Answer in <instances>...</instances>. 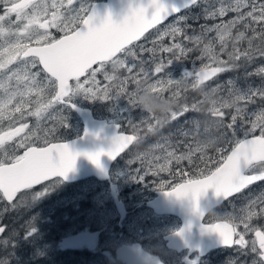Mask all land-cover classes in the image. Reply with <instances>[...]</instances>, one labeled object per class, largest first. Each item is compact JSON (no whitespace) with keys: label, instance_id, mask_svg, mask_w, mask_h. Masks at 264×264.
Here are the masks:
<instances>
[{"label":"rangeland","instance_id":"374dc122","mask_svg":"<svg viewBox=\"0 0 264 264\" xmlns=\"http://www.w3.org/2000/svg\"><path fill=\"white\" fill-rule=\"evenodd\" d=\"M36 2L39 3L42 0H36ZM48 2L50 3L51 0ZM91 2L93 0H85V3L91 4ZM236 2L237 0H201L195 7L171 17L135 42L145 49L153 47L157 49L155 59L165 61V72L160 74L159 78L179 81L178 85L168 86L176 89L178 95H174L167 87L163 91L156 89L149 80H144L140 85L144 91L134 97L135 106L128 103L127 96L115 97L113 95V98L108 101H93L82 95L74 97L73 100L78 103L89 101L95 104L99 109L96 113L98 116L119 123L123 121L124 126L132 132L133 128L129 124V120L137 125H140L141 119L148 120L152 124H156L157 119L161 122L156 130H150L148 123L140 125L139 136L140 133H143L140 141L113 166L109 182L116 184L121 194L120 198L130 208L129 216L122 221L119 220L120 215L112 200L108 181V183L100 182L94 177H90L81 181L82 183L74 182L70 187L74 193L69 192L68 194L60 191L62 179L49 185V190L43 195L39 193L43 191L44 186L40 185V188L37 186L38 188L25 191L13 204L3 205L4 210L14 213L16 209L23 206L33 209L31 216L24 214L29 215L30 219L26 220L24 217L22 225L26 221L27 223L38 222L40 227L31 224L23 241L20 239L17 242H12L10 250L0 256V264H64L63 258L56 256L57 253L64 250H68V254L79 251L74 254L71 264H125L116 257L115 249L120 244L131 243L135 239L141 240L144 247L152 252L161 250L163 256L170 258L172 255L179 261L180 258H185V255H181L179 258L176 253L167 249L162 243L163 235L179 225L177 219L169 214L156 213L147 204V201L156 196V191L159 190L162 180L168 182L173 180L172 172L175 173V179L179 181L181 171L184 172L185 168L178 167L185 162L192 164L189 163L188 158H191L193 162L197 159V163L207 164L209 156L213 157L223 146H227L221 137L225 133L224 124L230 122L232 115L241 114L246 107L248 117L255 119L252 113L264 108V100H260L259 97L255 98L254 103L249 102L247 105L240 100L233 102L236 93L230 94L229 89L231 87L241 93H246L251 89L264 87V74L259 72L261 68H264V56L259 54L264 53V47L258 48L251 42H248V47H244L242 41L245 36L243 39H238V36L240 32H244L246 35L245 24L239 21L228 25L232 29V34L223 41L219 40L216 31H207L209 28H214L215 25H222L235 19L237 13L232 11L222 16L213 14L218 13L222 5H235ZM26 3L28 0H20V5ZM240 3L241 11L247 12L249 9L244 7L245 4L262 2L240 0ZM16 6L18 5H14V7ZM40 7L42 10L43 5ZM0 13H2V8H0ZM12 20L14 24L20 23L15 21L14 16ZM28 23L21 21L17 28L14 24L6 25L14 33L13 35H9L7 31H0V49H3L0 52V57H6L12 53L16 54L21 62L32 60L36 56L24 57L22 55L24 49L32 42L40 44L49 42L47 34L42 31V26H39L38 22H31L30 27H28ZM58 23H63V21H58ZM170 26L181 29L175 39L170 35H163ZM157 29L160 30L162 39L157 35ZM51 31L55 32V29ZM217 31H221V29H217ZM223 31H227V29H223ZM197 36L200 37L198 42L194 43L189 39V37ZM173 43H181L194 50L182 57L179 56V53L174 57L171 53L159 50L161 45L170 46ZM135 51L139 59L146 61L153 59L151 53L141 52L139 47ZM245 52H248L253 58L251 60L245 58L243 55ZM202 55L205 57L203 60L201 59ZM139 59L134 61L138 65L135 71L139 70ZM169 59L171 62L167 64ZM129 60L132 62L131 58ZM206 64L227 70L218 73L207 82L192 87L198 72ZM154 66L152 63L144 65L145 68H154ZM9 67L14 71L18 70L21 77L26 71L30 74L39 73L36 83L23 80L18 82L15 78L9 82L4 74L0 73V84L8 85L10 91H15L19 83L20 88L25 91L24 97L17 98L18 102L22 101V107L25 105L28 111H34L38 106L47 105L52 100L54 93L47 80L44 79L45 73L40 72L39 66L32 68L30 64L27 67L23 64L18 66L14 64ZM107 72L109 75L113 74L111 66L107 67ZM185 72L190 75L184 76ZM192 73H195L194 77L191 75ZM115 75L122 79L128 74L125 70L120 69L115 72ZM152 77H156L154 72ZM97 79L101 82V87L108 83L103 74H98ZM114 83H118V81ZM25 84L33 89L30 94ZM128 88L132 91L135 85L129 84ZM212 89H217V91L213 92ZM144 96L164 102L167 105L166 109L157 112L145 110L140 103V98ZM3 98L4 91L0 89V100ZM185 108L187 111H184ZM174 114H177L175 118H173ZM222 114H227L225 120L221 118ZM3 115H7L6 110ZM63 116L66 118L67 124L78 131L77 134L81 133V120L77 115L72 118L69 108L62 103L53 102L39 123L34 116H29L27 111L22 119L28 123L29 129L36 136L43 138L47 133L49 140L51 132L54 133L56 129L52 125ZM152 116L155 119H150ZM20 119V114L16 113L15 120L10 121L6 118L0 122V126L5 131L10 130L9 124H15L18 127ZM226 131L230 134L232 130L227 129ZM0 134L3 133L0 132ZM244 137L245 131L238 122L236 138ZM17 140L18 138H14L12 141H6L5 145L0 146V150L6 148L11 152ZM215 143L216 145H214ZM169 152L174 156L169 157ZM175 156L185 158L177 163ZM129 160L134 163L129 164ZM162 167H165L164 171H160ZM137 168L144 170L140 175H143L144 172L148 173L143 182L134 179V175H137L135 171ZM45 186H47V182H45ZM165 189H169L167 185ZM53 191L56 196L50 195ZM3 201L4 199H0V204ZM228 201L231 207L229 208L228 204L220 207L221 215L236 216L242 219L250 209L258 211L262 206L261 202L264 201V181L253 184ZM81 203H85V209L81 208ZM72 208H75V214H70L67 217L69 209ZM18 218L20 220V217ZM18 223L20 224V221ZM15 226L11 232L17 234ZM74 250L76 252H73Z\"/></svg>","mask_w":264,"mask_h":264},{"label":"snow or ice","instance_id":"6c2138e0","mask_svg":"<svg viewBox=\"0 0 264 264\" xmlns=\"http://www.w3.org/2000/svg\"><path fill=\"white\" fill-rule=\"evenodd\" d=\"M197 3L198 0H188V5L195 6ZM14 5L18 6L14 7ZM41 5H43L42 10ZM241 6L240 0H237L235 5H222L219 12L213 15L222 16L232 11L236 12L237 16L235 19L222 25H215L214 28H209L207 31H216L219 40L223 41L232 34V29L228 25L234 21H239L244 23L245 28L249 31L264 35V2L245 4L244 7L249 9L247 12L241 11ZM0 8H2V13H0V31H7L9 35L14 34L6 26L14 24L12 20L14 16L16 22H29L28 27L31 26V22H38V25L42 26V31L47 34L49 43L55 42V46L47 49L45 53L50 61L47 68L45 63L40 62L39 56L24 62H21L19 57L12 53L6 57H0V73L4 74L7 81L10 82L15 78L18 82L23 80L29 83H36L39 73L30 74L26 71L21 77L18 70L14 71L9 65L16 64L18 66L23 64L27 67L30 64L32 68L39 66L40 72L45 73L44 79L47 80L54 93L53 99L47 105H40L34 111H28L25 105L22 107V101H17L18 97L26 95L25 91L20 88L19 83L15 91H10L8 85L0 84V89L4 91V98L0 100V122L6 118L10 121L15 120L16 113H19L21 117L18 127L10 123V130L5 131L0 126V132L3 133L0 134V146L5 145L6 141L18 138L11 152L7 151L6 148L0 150V199L13 201V198L18 193H21V190H31L36 185L44 186L43 191L39 193L43 195L49 190V185L56 183L59 179L68 178V174L73 171L76 159L80 155L86 156L103 171L101 157L107 155L109 159L114 160L134 139L139 142L140 125L148 123L150 130H156L157 126L161 125L158 119L156 124L141 119L140 125L133 124L129 120L128 122L132 126L135 135L120 133L114 136L111 148L107 152L101 149L95 152L80 153L74 152L68 143H52L47 139V133L43 138L36 136L29 129L28 123L22 118L27 111V114L34 116L37 123H39L43 118V114L51 107L53 102L62 103L68 107H75L72 104V100L77 95H82L86 99L93 101H108L113 98V95L115 97L127 96L128 103L135 106L134 97L144 91L140 86L144 80H149L156 89L163 91L167 87L174 95H178L176 89L168 86L178 85L179 81L159 78L160 74L165 72V61H157L155 59L157 49L155 47L145 49L142 45H137L134 42L139 41L150 28L166 20L169 15L178 13L180 11L179 8H169L164 0H148L147 5H130L127 14L120 21H115L111 12L101 19L95 10V5L85 3V0H66V2L65 0H51L50 3L48 0H42L39 3L36 0H28V3L24 5H20V0L19 2H16V0H0ZM149 9H151L150 13ZM61 20L63 23H58ZM20 23H15V28ZM254 25H259V29L254 27ZM53 29H55V32L51 31ZM217 29H221V31H217ZM223 29H227V31H223ZM179 32H181L180 28L170 26L163 35H170L175 39ZM157 35L161 36L159 29H157ZM244 36L245 33L240 32L238 39H243ZM189 39L195 43L200 40V37H189ZM41 47H43V44H41ZM137 47L140 48L141 52L151 53L153 59L151 61L139 59L135 51ZM159 50L171 53L174 57L179 53V56L182 57L194 49L188 48L181 43H173L170 46L161 45ZM2 51L3 49H0V52ZM209 51L211 52V49ZM259 54L264 56V53ZM243 55L248 60L253 58L248 52ZM60 57L64 58L63 61L58 60ZM129 58H131L132 62H130ZM204 58L202 55L201 59L203 60ZM138 59L139 70L135 71L138 65L134 61ZM209 60H211V57H209ZM170 62L171 59L166 63L169 64ZM149 63L154 64V68L144 67L145 64ZM108 66L113 69L112 75L107 72ZM210 68L211 75L208 76V80L227 70L220 67L212 68L211 64H206L200 69V72L202 74L206 73ZM120 69L125 70L128 74L122 79L115 75V72ZM153 72L156 74L155 78L152 77ZM259 72L264 74V68H261ZM98 74H103L105 81L108 82L103 87H101V82L97 79ZM188 75H190L188 72L184 73V76ZM191 75L194 77L195 73ZM117 81L118 83H114ZM204 82L205 80L197 77L192 83V87ZM129 84L135 85L134 90H129ZM25 87H28V84H25ZM229 89L230 94L236 93L233 102L240 100L247 105L249 102L254 103L256 97L264 100V87L255 90L251 89L246 93H241L231 87ZM32 90L28 87L29 94ZM212 91L215 92L217 89H212ZM5 110L7 111L6 116L3 115ZM184 111H187V108ZM176 116L177 114H174L173 118ZM226 116L227 114H222L221 118L225 120ZM252 116L255 119L248 117L246 107L241 114L232 115L230 122L224 124L225 133L221 137L228 146L220 149L217 157L209 156L208 163L204 165L203 169L192 172L187 176L181 171L179 181L175 179V173L172 172L173 180L171 182L162 180L159 190L165 196L174 198L177 201H184L185 199L196 201L204 191L214 187V181L217 184L223 182L227 172L225 162L228 160L232 149L236 145H245L250 149H255L256 138H264V108L252 113ZM150 119H155V117L152 116ZM238 122L239 126L245 131V137L242 140L236 138ZM26 129L28 131H25ZM227 129L232 130L230 134L226 131ZM85 135H87V131H85ZM168 156L173 157L174 154L169 152ZM174 158L179 163L185 157L175 156ZM188 159L189 163H193L191 158ZM132 163L134 161L129 160V164ZM165 167H162L160 171H164ZM218 169L222 171L217 172ZM243 169V173H238L233 178L236 191L232 195L240 192L255 181H264V159L254 158L253 151H249ZM135 171L137 175H134V179L143 182L148 173L144 172L143 175H140L144 171L142 168H137ZM249 176L251 179H247ZM45 182H47V186H45ZM166 185L170 190H165ZM220 194V189L217 188L216 195L220 196ZM261 205L258 211L250 209L242 219L236 216H227L223 218V222L212 223L210 226L202 223V231L218 233L225 246L237 245L241 248H250L251 252L256 256L254 264H264V228L255 229L250 223L254 217L264 216V201L261 202ZM193 212L201 216L198 205L193 209ZM201 219L204 220L202 216ZM238 219L243 223V232L237 231L239 227ZM4 231L5 229L0 227V233ZM249 231H253L255 235V239L252 241L247 240L245 237V233ZM183 232L184 230L181 229L177 232V235L182 236Z\"/></svg>","mask_w":264,"mask_h":264},{"label":"water","instance_id":"95a60500","mask_svg":"<svg viewBox=\"0 0 264 264\" xmlns=\"http://www.w3.org/2000/svg\"><path fill=\"white\" fill-rule=\"evenodd\" d=\"M164 2L168 5L169 8L171 7L179 8L180 9L179 12H181L186 7L191 6L188 5V0H164ZM147 3L148 0H99V1H95L92 5H95V10L97 11L101 19L106 14L111 12L112 18L115 21H120L127 14L130 5L132 6H136L139 4L147 5ZM150 12L151 9H149V13ZM175 14L169 15L167 19ZM164 21L165 20L161 21V23ZM151 29L152 28H150L149 30ZM54 46H55V42L45 43L43 44V47H41V44L39 45L34 44L26 48L25 51L23 52V55L39 56L40 62L45 63L47 68V65L50 61L48 57L45 55V53L47 49ZM63 59H64L63 57L58 58V60L60 61H63ZM209 75H211V68L206 73L202 74L200 71L198 73V77L201 80H205V81H208ZM72 104H74L75 107H71V108L76 112V114L79 116L82 122L81 133L77 136L68 139L51 141L52 143H68L74 152H80V153L95 152L101 149L107 152L111 148L112 139L114 136L120 133L125 135H134L132 133H128L120 130V123L115 121H109L107 118L104 117L96 116L94 114V111L90 107L81 105L75 101H72ZM85 131H87V135H85ZM134 141L136 140L134 139L117 156V158L125 150H127ZM249 151L254 152V158L264 159V138L261 137L256 138L255 149H250L248 146L245 145H236V147L233 148L232 152L229 154L228 160H226L225 162L227 166V172L225 173L224 181L219 184H217L214 181L213 182L214 187H210L206 191H204L196 201H190L189 199H185L184 201H177L174 198H169L165 196L164 193L160 190L156 191V196H154L153 198L147 201V204L150 207H152L155 212L161 214L163 213L174 214L179 216V218L182 221L179 229H177L174 232L167 233L163 236L164 239L166 240V245L169 248L177 249L178 251H181L183 249H188L189 252L198 250L200 253H203V252H207L208 250L214 247L224 246V244L222 243V239L220 238L218 233L202 231L201 225L202 223L205 222H203L201 216L203 218L206 212H208L213 207L221 204L228 196L232 195V193L236 191V185L233 184V178L238 173H243L244 170L243 168L246 164ZM114 160L109 159L107 155L102 156L101 157V163L103 165V171H102L100 168L94 165L86 156L80 155L76 159L73 171H71L68 174V178L62 180L65 182H75L89 177H95L98 180H106L110 177L109 174L110 168ZM220 171L222 170L221 169L217 170V172ZM247 179H251V177L249 176L247 177ZM196 188H198V186H196ZM196 188H194V190H196ZM217 188L220 189L221 192L220 196L216 195ZM111 190L114 194L117 210L120 213V217L122 219L125 217V213H126L124 202L120 200L116 195L113 184L111 185ZM165 190H170V188ZM236 194L237 193H234L233 195ZM16 196L13 198V200L16 198ZM197 205L200 209L201 216H198L193 212V209ZM218 222H223V220ZM218 222H214V223H218ZM206 224L210 226L212 223H206ZM181 229L184 230L183 235L182 236L177 235V232H179ZM115 252L117 258L122 260L126 264H164L159 256L148 252L138 242L132 244L123 243L116 248Z\"/></svg>","mask_w":264,"mask_h":264},{"label":"trees","instance_id":"16d2710c","mask_svg":"<svg viewBox=\"0 0 264 264\" xmlns=\"http://www.w3.org/2000/svg\"><path fill=\"white\" fill-rule=\"evenodd\" d=\"M200 1L201 0H199L198 3ZM257 1L264 2V0H257ZM195 6H190L187 9H185L184 11H182L181 13H184V12L190 10L191 8L195 7ZM254 27L259 29L260 26L254 25ZM244 31L246 32L245 38L242 41V43H244V47H248V42H251L252 44L257 45L258 48L264 47V35L255 34L251 31H249L247 28H245ZM80 104L85 105V106H89L90 108H92V110L94 111L95 114L99 111V109H97V106L95 104L90 103L89 101H86V102H83ZM68 108L72 114V118L77 117L76 113L70 107H68ZM52 126L55 127L56 129H55L54 133L51 132V136L49 138V140H51V141L52 140H58V139L61 140V139L71 138L73 136H76L78 133V131L76 129H74L73 127H71L67 124V120H66V118H64V116L60 117L56 121V123H54ZM121 126L123 129L126 128L124 126L123 121L121 122ZM126 130L129 132H132L127 128H126ZM142 136H143V133H140V139ZM137 144H138V142L134 143L131 148H133ZM214 145H216V143ZM227 146H223L222 148L227 147ZM219 151L213 155L214 158L218 156ZM126 153H127V151L124 154H126ZM124 154H122L121 156H124ZM196 161H198V160L196 159ZM196 161H194L192 164H187L185 162L181 166H179L178 168L184 167L185 168V171L183 172L184 175H186V174L189 175L192 172L203 169L204 165H206L205 163H197ZM60 184H61L60 185V191H63L65 189L72 190V188H70V187L74 183L70 184V183H67V182H64L61 180ZM75 186L78 187V185H75ZM36 188H38V187H36ZM39 188H40V185H39ZM33 189H35V187ZM25 191H27V190H24L21 193H19L13 201L7 202L4 199V201L0 204V227H3L5 229V231L3 233H0V256H2L3 254L7 253L10 250L9 247L12 244V242H17L20 239H21V241H23L25 236L28 234V230H29V227L31 224L40 227V223H38V222L27 223V221H26L27 224L24 223L22 225L24 217L26 220L30 219L31 213H33V209H30L29 207H26V206L18 208V209H21L20 211L18 209H16V211L13 209H10L12 211H15V213H16L15 214L14 212L8 211L6 209L4 210V208H3V205L13 204L18 199V197L21 194H23ZM65 192H66V190H65ZM50 195L56 196L55 191L50 193ZM27 206H29V205H27ZM24 214H30V216L24 215ZM18 217H20V220ZM18 221H20V224L18 223ZM15 223H16V226H15ZM14 226L16 227L15 232H18L17 234H14L11 232V229L14 228ZM73 252H76V250H74ZM78 252L79 251H77L76 253L68 254V250H64V251H60L59 254L57 253L56 256L62 257L63 258L62 261L64 262V264H71V261L74 259V254H77Z\"/></svg>","mask_w":264,"mask_h":264},{"label":"flooded vegetation","instance_id":"af4514ba","mask_svg":"<svg viewBox=\"0 0 264 264\" xmlns=\"http://www.w3.org/2000/svg\"><path fill=\"white\" fill-rule=\"evenodd\" d=\"M95 1H98V0H93V2H95ZM93 2H91V4ZM31 44H40V43L32 42ZM81 181H83V180L75 181V183H82ZM110 183L111 182H109V184ZM78 185H80V184H78ZM65 190H66V192H65ZM65 190H63L62 193H69V192L74 193V190H69V189H65ZM235 196L236 195H233L229 198H226L221 204L213 207L208 212H206V214L203 217L204 218L203 222L214 223V222H218V221L223 220L224 217H227L225 215L220 214V210H221L220 207L224 206L225 204H228V207L230 208L231 205L228 203L229 202L228 200L233 199ZM85 206H86L85 203H81L82 209H85L86 208ZM74 209L75 208H72L71 210L69 209V214L67 215V217H69L70 214L71 215L75 214ZM215 210H216V213H214ZM129 213H130V208H128V206L126 205V213H125V217L123 219H126L129 216ZM159 214H161V213H159ZM163 214H168V213H163ZM169 215H171L173 218H176L179 225L167 233L174 232L175 230L180 228L181 222H182L181 219L179 218V216L174 215V214H169ZM123 219H121V217L119 216L120 221H122ZM237 223L239 224L237 231L243 232V223H241L240 220H237ZM250 223L252 224V227L255 229L264 228V216L254 217ZM245 237L249 241L254 240L255 239L254 232L249 231L248 233H245ZM134 242L140 243V245L145 250L151 252L152 254L159 256L164 264H254V260L256 259L255 254L252 253L251 249L247 248V247L241 248L240 246H237V245H233V246H225L224 245V246L214 247V248L208 250L207 252H203V253H200L198 250L189 252L188 249H183L181 251H178L177 249L169 248L166 245V241L162 238V243L166 246L167 249L176 253L178 255V257L181 255H185V258L179 257L180 258V261H179L178 259L174 258L172 255L170 258L163 256V253L161 250H156V252H152V251L146 249L144 247V243L139 239H135V240L131 241L130 244H132Z\"/></svg>","mask_w":264,"mask_h":264},{"label":"clouds","instance_id":"9594fccd","mask_svg":"<svg viewBox=\"0 0 264 264\" xmlns=\"http://www.w3.org/2000/svg\"><path fill=\"white\" fill-rule=\"evenodd\" d=\"M140 103L145 108V110L150 112L163 111L167 107V105L164 102L147 96L141 97Z\"/></svg>","mask_w":264,"mask_h":264},{"label":"bare ground","instance_id":"6f19581e","mask_svg":"<svg viewBox=\"0 0 264 264\" xmlns=\"http://www.w3.org/2000/svg\"><path fill=\"white\" fill-rule=\"evenodd\" d=\"M19 194V193H18ZM17 197V196H16ZM11 202V201H10Z\"/></svg>","mask_w":264,"mask_h":264}]
</instances>
